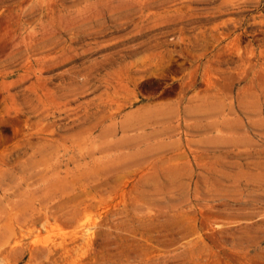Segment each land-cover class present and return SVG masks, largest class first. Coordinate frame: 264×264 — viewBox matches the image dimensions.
<instances>
[{
    "label": "rangeland",
    "instance_id": "374dc122",
    "mask_svg": "<svg viewBox=\"0 0 264 264\" xmlns=\"http://www.w3.org/2000/svg\"><path fill=\"white\" fill-rule=\"evenodd\" d=\"M0 264H264V0H0Z\"/></svg>",
    "mask_w": 264,
    "mask_h": 264
}]
</instances>
